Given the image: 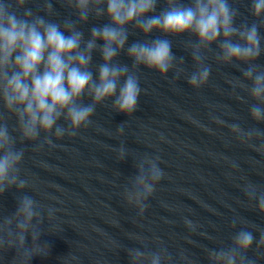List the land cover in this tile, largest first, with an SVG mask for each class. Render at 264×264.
<instances>
[{
	"label": "water",
	"instance_id": "95a60500",
	"mask_svg": "<svg viewBox=\"0 0 264 264\" xmlns=\"http://www.w3.org/2000/svg\"><path fill=\"white\" fill-rule=\"evenodd\" d=\"M53 3L60 13L54 18L70 16V10L55 0ZM27 6L34 8L32 3ZM163 6L160 0L158 11ZM238 7L241 16L237 25L245 20L251 23L246 0ZM104 23L106 18L90 17L80 27L88 38L92 25ZM160 35L153 32L144 37L136 32L128 43ZM168 38L177 58H184L185 72L177 79L174 71L162 76L141 66L137 72L141 93L131 115L112 111L109 101V107H97L93 124L80 128L76 136L53 137L55 146L39 147L43 134L41 141L20 143L19 133L12 132L17 137L16 147L25 150L21 176L31 186L23 192L13 188L0 195V215L12 214L20 195L58 210L50 224L45 220L42 225L41 242L49 245L50 254L36 256L30 264H63L69 255L77 257L72 264H129L128 248L154 252L161 245L171 253L174 264H184L181 252L192 264H209L205 249L230 246L231 237L241 228L256 237L248 257L264 264V243H259L264 212L243 191L248 182L264 189V153L242 143L229 128L238 124L244 130H264V123L253 121L249 114L255 101L245 90L233 88L234 80L244 77L234 66L216 61V45L204 61L211 66L208 81L200 88L188 84L187 77L196 70L191 50L184 46L190 37ZM117 59L132 65L124 52ZM101 62L99 53H93L94 76L95 66ZM256 63L264 65V55ZM84 102L90 103V99L85 97ZM121 123L123 132L118 131ZM8 124L11 131L15 118ZM121 146L128 150L123 161L118 160ZM144 154L160 157L165 176L140 214L138 208L127 204L123 194L125 187H131L130 178L137 174L135 162ZM186 221H191L195 230ZM0 264H15V249H0Z\"/></svg>",
	"mask_w": 264,
	"mask_h": 264
},
{
	"label": "clouds",
	"instance_id": "9594fccd",
	"mask_svg": "<svg viewBox=\"0 0 264 264\" xmlns=\"http://www.w3.org/2000/svg\"><path fill=\"white\" fill-rule=\"evenodd\" d=\"M159 2L55 0L70 10L69 17L56 19L60 13L53 0H0V195L13 188L23 192L31 186L21 176L25 150L16 147L17 137L12 132L19 133L20 143L41 141L43 134L38 146H55L53 137L76 136L80 128L93 124L97 107H109V101L112 111L131 115L137 110L141 93L137 75L141 66L162 76L174 71L177 79L185 72L184 58H177L168 37H190L184 46L191 50L196 67L187 77V83L194 88L208 81L211 66L204 61L208 58L206 53H212V46L216 45V61L234 66L244 77L235 79L233 88L245 90L255 101L249 108L251 119L264 123V65L256 63L264 55V0H246L252 21L239 25L238 5L243 0H163L164 6L158 11ZM30 3L34 8L27 6ZM90 17L106 18L107 23L92 25L85 38L80 25H86ZM136 32L144 37L153 32L161 35L129 44V36ZM95 52L102 62L95 66L94 76ZM122 52L132 61L131 67L118 61ZM241 64L247 67H240ZM85 97L90 103L84 102ZM13 117L16 124L10 131L8 121ZM229 128L242 143L264 153V130H244L238 124ZM118 131L123 132L122 123ZM117 151L118 160H125L128 150L121 146ZM159 164V156H141L135 162L137 174L130 178L131 187H125L127 204L138 208L140 214L165 176ZM243 191L264 212V189L248 182ZM16 199V210L0 215V249H15V264H30L34 257L50 254L49 245L41 242L42 225L45 220H54L58 210L45 207L28 195ZM186 223L195 230L191 221ZM236 223L234 219L233 227ZM52 229L49 232L56 233ZM254 241L253 232L241 228L231 237L230 246L205 249L209 264H257L255 258L247 255ZM259 243H264V232ZM126 251L129 264H174L173 256L163 245L154 252L138 248ZM179 258L184 264H192L183 252ZM76 260L69 255L63 258V264Z\"/></svg>",
	"mask_w": 264,
	"mask_h": 264
}]
</instances>
